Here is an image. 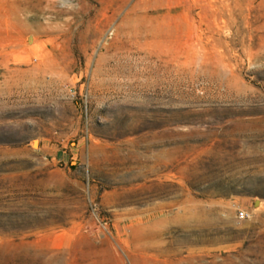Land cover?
<instances>
[{"label":"rangeland","instance_id":"1","mask_svg":"<svg viewBox=\"0 0 264 264\" xmlns=\"http://www.w3.org/2000/svg\"><path fill=\"white\" fill-rule=\"evenodd\" d=\"M0 264H264V0H0Z\"/></svg>","mask_w":264,"mask_h":264},{"label":"built area","instance_id":"2","mask_svg":"<svg viewBox=\"0 0 264 264\" xmlns=\"http://www.w3.org/2000/svg\"><path fill=\"white\" fill-rule=\"evenodd\" d=\"M248 217V215H247V213L246 212H244V211H239L238 212V218L239 219H245V218H247Z\"/></svg>","mask_w":264,"mask_h":264}]
</instances>
